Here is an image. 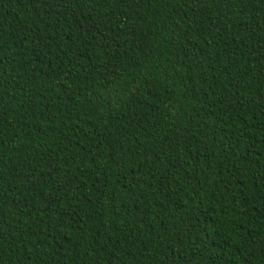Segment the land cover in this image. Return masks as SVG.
<instances>
[{
    "label": "trees",
    "instance_id": "1",
    "mask_svg": "<svg viewBox=\"0 0 264 264\" xmlns=\"http://www.w3.org/2000/svg\"><path fill=\"white\" fill-rule=\"evenodd\" d=\"M0 264H264V0H0Z\"/></svg>",
    "mask_w": 264,
    "mask_h": 264
}]
</instances>
